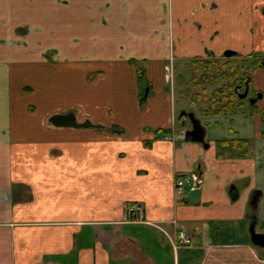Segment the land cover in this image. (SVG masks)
Instances as JSON below:
<instances>
[{
	"label": "crops",
	"instance_id": "obj_1",
	"mask_svg": "<svg viewBox=\"0 0 264 264\" xmlns=\"http://www.w3.org/2000/svg\"><path fill=\"white\" fill-rule=\"evenodd\" d=\"M262 6L0 0V264H264L249 234L258 161L218 146L238 134L205 140L160 55L166 38L190 60L214 30L217 53L264 49ZM131 59L146 61L143 96ZM253 85L264 101V68ZM69 110L92 126L49 122ZM190 113L207 147L186 138Z\"/></svg>",
	"mask_w": 264,
	"mask_h": 264
},
{
	"label": "rangeland",
	"instance_id": "obj_2",
	"mask_svg": "<svg viewBox=\"0 0 264 264\" xmlns=\"http://www.w3.org/2000/svg\"><path fill=\"white\" fill-rule=\"evenodd\" d=\"M262 32L264 34V27ZM164 40L165 42L163 43L160 55L164 56L166 52L169 53L162 62V68L165 72L164 81L166 87L168 89L171 88L173 91L175 90L176 97L179 96L180 98L182 96L186 107L190 108L191 103H194L195 106L192 108V111L206 129L205 140L215 137H232V135L238 134L249 141H247L248 147L245 148L240 144H236L235 147L231 141H228L229 144L227 147H231L230 149L240 148L242 151L247 148L248 153L258 161V168L260 171L257 176L256 189L260 190L262 194L258 202V217L261 223L259 226L264 228V118H261L264 101L260 100L258 102L257 110L251 108L245 101V107L238 108L233 114H228L229 116L215 115L212 109L209 110V104L205 99L208 100L211 93L220 87L224 83V80H222L220 76L214 75V72L212 71L213 73H210L208 77L210 83L205 85L201 82L203 79L200 78V75L202 77L205 72L202 70L194 72L190 63H188L189 58H178L176 56V44L172 43V40L169 41L167 39V41L170 42V46L168 47L166 38ZM252 50L264 51L263 44H255L251 51ZM213 76H216V78L214 79ZM142 91L143 88H141L140 92ZM254 93V85L252 84L246 98H249L250 96L252 97ZM141 99V102H143V97ZM203 110L206 115L209 116H205ZM256 111L258 113H255ZM186 121L188 124H191L190 120L187 119Z\"/></svg>",
	"mask_w": 264,
	"mask_h": 264
},
{
	"label": "trees",
	"instance_id": "obj_3",
	"mask_svg": "<svg viewBox=\"0 0 264 264\" xmlns=\"http://www.w3.org/2000/svg\"><path fill=\"white\" fill-rule=\"evenodd\" d=\"M130 62L136 67L140 88H143L145 77V64L146 61L142 60L138 62L135 59H131ZM192 70H202L205 74L200 78L203 79L205 85L209 84V74L214 72V75H218L224 80V83L215 89L209 99H205L209 104V110L212 109L215 115L233 114L238 108L244 107V103L233 91L234 85L242 83L245 80V74L248 72H241V68L236 60H229L227 62H220L218 60H200L193 59L189 62ZM213 71V72H212ZM206 77V78H205ZM214 79L216 76H213ZM199 82V81H198ZM147 83V82H146ZM145 83V84H146ZM143 95V94H141ZM141 98V97H140ZM231 141L233 146L240 144L245 148L247 146V140L244 138H234L231 140H219L217 144L219 147L228 146ZM237 142V143H235ZM236 147V146H235Z\"/></svg>",
	"mask_w": 264,
	"mask_h": 264
},
{
	"label": "flooded vegetation",
	"instance_id": "obj_4",
	"mask_svg": "<svg viewBox=\"0 0 264 264\" xmlns=\"http://www.w3.org/2000/svg\"><path fill=\"white\" fill-rule=\"evenodd\" d=\"M260 12L261 15L264 18V7H260ZM264 21V20H263ZM218 35V30H214V32L212 34H210L207 38L204 37V39H202V54L198 55V56H194L192 58H190L189 62L192 61L193 59H200V60H218L220 62H227L229 60H236L241 68V72H247L245 74V80L242 83H237L234 85L233 91L235 92V94L238 96L239 99H241L244 103V107H245V101L248 103V105L251 108L254 109H258V102L260 100L263 99V92L262 90H258L256 88H254L255 93L253 94V96L246 98L249 89L251 88L252 84H253V74L254 71L259 70V69H263L264 68V51L261 50H252L250 52L247 53H242L239 50H236L234 48L231 47H224L222 48V50H220L218 53L215 51V49H213L211 47L210 44H212V42L216 41ZM264 50V49H263ZM226 51H230L233 52L230 55H226L225 52ZM188 62V63H189ZM194 72H198L197 70H194ZM147 85V84H146ZM144 84L143 86V91L146 90V86ZM146 86V87H145ZM243 96V97H241ZM255 100L252 102L251 99ZM255 113H258L257 111ZM261 115V114H260ZM259 115V116H260ZM264 118V108L262 109V117ZM200 123V122H199ZM261 191L257 192L256 190H254V192L252 193L250 200H249V208H250V216H251V220H254L256 222L257 227L260 224L259 221V217H258V202L261 198ZM252 196H255L257 199V202L254 204L252 203ZM259 228V227H258ZM258 232H261L264 234V228H259ZM261 251V258L264 260V246H257Z\"/></svg>",
	"mask_w": 264,
	"mask_h": 264
},
{
	"label": "water",
	"instance_id": "obj_5",
	"mask_svg": "<svg viewBox=\"0 0 264 264\" xmlns=\"http://www.w3.org/2000/svg\"><path fill=\"white\" fill-rule=\"evenodd\" d=\"M231 53L233 52L230 51L225 52L226 55H230ZM254 100L255 98L251 99L252 102ZM188 115L191 122V128L185 132L186 138H190L192 141L201 142L204 145V147H207L208 144L204 141L205 130L203 126L199 123V121L196 118H194L192 113ZM48 120L51 124L55 126H72L76 128L92 126L91 122H89L88 120H85L84 122L81 123L77 122L76 115L72 110L65 111L63 113L52 114ZM256 191L260 192V190H256ZM231 196L232 198H236L237 194L236 193L233 194L231 192ZM251 199H252V203L255 204L258 198L252 196ZM249 234H250L251 242L254 245L264 246V234L256 230V222L254 220H251L249 224Z\"/></svg>",
	"mask_w": 264,
	"mask_h": 264
},
{
	"label": "built area",
	"instance_id": "obj_6",
	"mask_svg": "<svg viewBox=\"0 0 264 264\" xmlns=\"http://www.w3.org/2000/svg\"><path fill=\"white\" fill-rule=\"evenodd\" d=\"M188 179L186 177L184 178H177L175 180V190L177 193H180L183 187V184L187 182ZM127 212L130 215L131 219H138L143 212V206L140 203L137 204H130L127 207ZM176 239L179 244L182 245H190L192 244V237L190 234H188L186 231L180 229L178 230L176 234Z\"/></svg>",
	"mask_w": 264,
	"mask_h": 264
}]
</instances>
